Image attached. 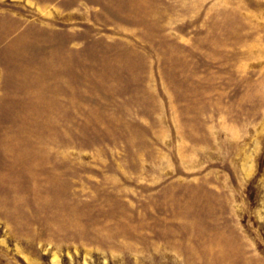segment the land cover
<instances>
[{"label": "rangeland", "instance_id": "obj_1", "mask_svg": "<svg viewBox=\"0 0 264 264\" xmlns=\"http://www.w3.org/2000/svg\"><path fill=\"white\" fill-rule=\"evenodd\" d=\"M0 264H264V0H0Z\"/></svg>", "mask_w": 264, "mask_h": 264}]
</instances>
